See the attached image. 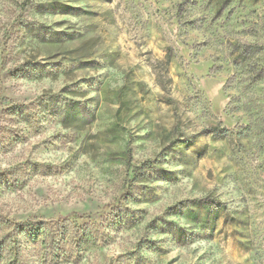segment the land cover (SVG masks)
Wrapping results in <instances>:
<instances>
[{
  "label": "rangeland",
  "instance_id": "1",
  "mask_svg": "<svg viewBox=\"0 0 264 264\" xmlns=\"http://www.w3.org/2000/svg\"><path fill=\"white\" fill-rule=\"evenodd\" d=\"M0 264H264V0H0Z\"/></svg>",
  "mask_w": 264,
  "mask_h": 264
}]
</instances>
